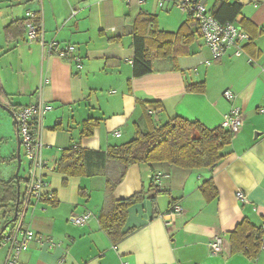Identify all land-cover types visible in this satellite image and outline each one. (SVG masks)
<instances>
[{
    "label": "crops",
    "instance_id": "obj_1",
    "mask_svg": "<svg viewBox=\"0 0 264 264\" xmlns=\"http://www.w3.org/2000/svg\"><path fill=\"white\" fill-rule=\"evenodd\" d=\"M229 1L241 4L234 21L245 22L242 28L252 37L242 55L228 51L213 60L200 36L199 47L192 48L198 33L193 24L187 54L153 59L151 71L135 77L132 33L139 14L156 16L159 29L175 32L187 23L183 12L164 16V29L155 8L145 7L147 0H0V88L16 110L39 99L50 106L41 129L43 156L50 165L57 167L65 149L105 150L131 139L136 125L146 130L150 122L174 116L211 129L238 106L243 121L224 148L226 156L212 169L187 170L165 162L129 166L112 195L121 199L141 193L142 198L128 208L123 226L128 233L117 243L98 220L106 203L105 177L47 170L54 198L29 209L24 223L58 245L33 242L20 254V264H264V236L255 258L231 253L230 245V233L243 218L256 227L264 224V112L258 111L264 106V0ZM216 2L206 4L211 9ZM170 6L157 7L168 11ZM27 12L40 20L43 44L39 38L29 41L26 27L6 30ZM51 41L58 45L49 51ZM67 45L75 51L60 57L57 51ZM194 82H203L204 90L189 91L186 86ZM227 89L235 94L233 100L223 96ZM9 118L0 109V160L15 152ZM89 119L97 122L89 136H82ZM0 177L8 179L1 170ZM209 178L217 196L206 201L200 185ZM236 191L246 201L237 199ZM175 205L182 211L170 214ZM87 210L93 215L85 225L69 222L71 215ZM215 235L221 236L216 255L208 249ZM0 249L2 260L7 246Z\"/></svg>",
    "mask_w": 264,
    "mask_h": 264
},
{
    "label": "trees",
    "instance_id": "obj_2",
    "mask_svg": "<svg viewBox=\"0 0 264 264\" xmlns=\"http://www.w3.org/2000/svg\"><path fill=\"white\" fill-rule=\"evenodd\" d=\"M216 4L210 9L220 22L234 21L241 13V4L237 1L215 0ZM133 30L132 46L134 60L133 76H140L151 71L152 61L156 58H177L187 54L193 35L190 26L195 24L190 15L187 23L182 24L177 31L169 32L159 29L156 16L140 13ZM27 18L15 21L6 27L24 28ZM39 25L40 20L35 17ZM242 27L246 23L242 22ZM252 40V37H250ZM189 91H203V82L188 84ZM7 96L0 88V102L7 105ZM5 100V101H4ZM8 106V105H7ZM14 112L17 110L9 105ZM97 121L86 120L83 123L82 136H89ZM233 133L217 126L208 128L198 120H189L174 116L160 124L149 123L146 130L135 126L131 139L120 144L109 145L105 150L88 148H68L63 150L57 161L55 170L68 177H105L106 203L99 213L100 228L117 243L128 233L123 230L128 208L142 198L141 193H135L127 198L115 199L113 189L124 177L127 168L140 163H161L187 170L212 169L226 156L224 148L231 143ZM16 154L1 159L2 163H13ZM20 194L25 178L19 176ZM200 191L206 201L217 196V189L211 178L200 185ZM16 202V181L14 175L8 179L0 177V218L3 224L13 216ZM5 231V230H4ZM264 231L262 226L256 227L247 218H243L230 233L231 253L242 252L255 258L261 249Z\"/></svg>",
    "mask_w": 264,
    "mask_h": 264
},
{
    "label": "built area",
    "instance_id": "obj_3",
    "mask_svg": "<svg viewBox=\"0 0 264 264\" xmlns=\"http://www.w3.org/2000/svg\"><path fill=\"white\" fill-rule=\"evenodd\" d=\"M146 0H138L143 3ZM158 7L164 8L167 4L177 7L183 13L190 15L194 21L197 31L200 34L205 46L209 49L211 59H219L228 51H232L235 56L244 53L243 45L250 39L249 34L236 21L220 22L211 13L206 2L208 0H154ZM26 35L29 41L39 38L43 44L42 29L40 24L34 22V13L27 12ZM57 42L51 41L46 44L49 51L57 48ZM75 51V46L67 45L57 51L60 57ZM79 62V60H78ZM210 60L203 61L210 64ZM264 77V68H263ZM223 96L228 100H233L235 94L230 90H225ZM50 110V106L39 99L33 104L22 107L15 113L17 133L20 139V148L24 151L27 161L24 189L20 194L17 215L10 224V229L3 231L0 235V246H7L5 257L0 260V264H20L19 257L26 251L30 244L36 242L39 246L45 244L48 248L58 245L50 237L37 234L27 227L24 217L29 209L35 208L38 202L50 201L54 198V192L49 187V181L45 178V172L55 170V165L48 164L43 156V142L41 139V129L44 115ZM259 112H264V106L258 108ZM241 109L233 106L221 121L220 126L235 134L242 127ZM118 136L120 131H114ZM159 185V182H158ZM236 198L246 201V196L241 191H236ZM182 207L175 205L171 213H180ZM91 211H85L79 215H71L69 222L75 226L85 225L92 217ZM264 231V224L262 225ZM208 249L211 254L221 252V236L215 235L208 242Z\"/></svg>",
    "mask_w": 264,
    "mask_h": 264
},
{
    "label": "rangeland",
    "instance_id": "obj_4",
    "mask_svg": "<svg viewBox=\"0 0 264 264\" xmlns=\"http://www.w3.org/2000/svg\"><path fill=\"white\" fill-rule=\"evenodd\" d=\"M211 2V0H210ZM170 4H167V6ZM145 7L149 8H155V11H157L158 16H159V20H160V26L161 28H165V26H163V24L161 23L162 20H164V16H168L169 18H174L177 17L179 14H181L180 12H182L180 9H178L177 7L174 6H170L168 11L167 10H160V8L157 7L156 3L154 2V0H147V2L145 3ZM185 14V13H184ZM187 16V14H185ZM168 29V28H167ZM169 30V29H168ZM196 36V40L192 43V48L194 47H199L198 44L200 43L201 40V36L199 33H195ZM200 36V37H199ZM8 128H10V130L13 131L12 136H13V140L12 144H13V148L15 150L14 154H16V142H15V132H14V126L12 125V120L9 118L8 120ZM124 136H121L120 139H123ZM20 160H21V166H20V170H19V176L22 178H25L26 176V166H27V161L24 157V151L21 148L20 149ZM2 166V167H1ZM15 169H16V161L11 163V164H0V170L4 172V177L5 178H9L10 176L14 175L15 173ZM24 185V182H22V186ZM3 224V220L2 218H0V226ZM10 229V225L6 228V230ZM5 230V231H6ZM0 251H2V249H0Z\"/></svg>",
    "mask_w": 264,
    "mask_h": 264
},
{
    "label": "water",
    "instance_id": "obj_5",
    "mask_svg": "<svg viewBox=\"0 0 264 264\" xmlns=\"http://www.w3.org/2000/svg\"><path fill=\"white\" fill-rule=\"evenodd\" d=\"M0 109L3 110L4 112H6L9 117L12 120V125L14 126L15 129V137H16V169H15V173H14V177H15V181H16V202H15V206H14V210H13V216L10 220H8L6 223H4V225L2 226L1 230H0V235L1 233L6 230V228L14 221L16 215H17V208H18V202H19V197H20V186H19V179H18V173L20 170V166H21V160H20V139L17 133V128H16V121H15V112L8 107L7 105L3 104L0 102Z\"/></svg>",
    "mask_w": 264,
    "mask_h": 264
}]
</instances>
